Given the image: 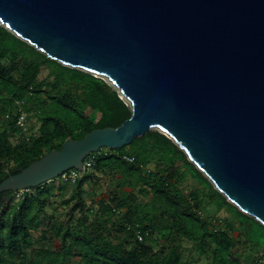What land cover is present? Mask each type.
Instances as JSON below:
<instances>
[{
  "label": "water",
  "instance_id": "water-1",
  "mask_svg": "<svg viewBox=\"0 0 264 264\" xmlns=\"http://www.w3.org/2000/svg\"><path fill=\"white\" fill-rule=\"evenodd\" d=\"M0 25L105 78L131 111L8 176L0 194L48 184L158 129L264 226V0H0Z\"/></svg>",
  "mask_w": 264,
  "mask_h": 264
},
{
  "label": "trees",
  "instance_id": "trees-1",
  "mask_svg": "<svg viewBox=\"0 0 264 264\" xmlns=\"http://www.w3.org/2000/svg\"><path fill=\"white\" fill-rule=\"evenodd\" d=\"M42 68L49 69L51 82L38 81ZM16 102L22 103L21 110L27 114V121L30 115L27 105L35 104V110L41 113L39 136L25 138L19 133ZM130 116L128 105L107 83L48 59L0 25V183L44 154L59 150L65 140H80L93 130L118 128ZM11 134L21 136L15 145L10 141ZM126 147L99 156L94 155L101 150L89 155L94 158L95 174L107 170L114 178L117 173L133 187L125 199L112 196L108 204L101 203L93 223L84 218V223L93 225L100 234L74 236L68 226L55 223L50 231L60 242L59 250H38L31 262L25 261L23 249L31 246L32 232L50 203L49 191L39 190L47 184L21 192L17 201H12V197L18 192L1 193L0 264H76V257L83 264H183L179 244L160 252H152L143 244L160 229L154 226L156 221L169 233L176 232L197 244L201 253L209 248L210 264H264V226L229 204L169 138L149 131L132 141L131 153L124 152ZM144 154L157 157L153 171L146 169ZM124 155L132 157L133 162L123 161ZM187 175L198 184L197 189L181 195L178 183ZM94 177L87 176L73 183V194L65 204L74 198L83 182ZM134 190L148 195L149 202L139 204ZM213 198L234 211L248 242L260 250L254 262H249L246 253L237 255L235 240L226 232L215 230L203 218V200L208 205ZM120 209H125L128 217L121 218L122 223L114 225L112 230L105 229L112 214ZM99 216L104 217L103 221H99ZM137 234L142 235L141 242ZM106 237L120 240L112 244Z\"/></svg>",
  "mask_w": 264,
  "mask_h": 264
},
{
  "label": "rangeland",
  "instance_id": "rangeland-1",
  "mask_svg": "<svg viewBox=\"0 0 264 264\" xmlns=\"http://www.w3.org/2000/svg\"><path fill=\"white\" fill-rule=\"evenodd\" d=\"M49 72V69L42 68L38 81L44 83L51 82L53 77L49 76ZM93 76L101 79L112 87L105 78L96 75ZM42 97H44L43 94ZM35 107V104L32 102L27 105V108H30V115L27 121V131L24 135L25 138L39 136V127L41 124L39 116L41 113H37ZM150 131L160 133L158 129H151ZM20 139L21 136L19 134L10 135V141L13 145L17 144ZM130 149L131 147L128 145L124 149V152L131 153ZM109 152H111V150L103 148L94 156ZM144 156L146 157L148 164L146 169L153 171L156 166L157 157L149 154H144ZM94 178L95 179L93 180L83 182L82 188L77 191V195L74 193V198L68 204H65V201L70 199L73 194V184L57 179L48 183L46 187L39 188V190L46 188L49 191L50 203L45 212L41 215L38 227L32 232L31 246L23 249L26 262L33 261L35 258V252L38 250L49 252L59 250L60 242L52 237L50 231L51 226L55 223H61L68 226L71 230V234L74 236L85 233L88 236L94 237L100 234V230L95 231L93 225L89 226L88 224H85L84 218L86 217L90 223H93L94 216L101 208V203L108 204L112 196L125 199L133 190V187L128 185L124 179L119 178L117 173L113 178L112 174L106 170L102 173L97 172ZM197 185L198 184L191 180L187 175L180 180L178 188L182 191L181 195H184L190 190L197 189ZM133 193L137 196L139 204H147L149 202L148 195H144L139 190H134ZM21 194V192H18L14 195L12 201H17V199L21 197ZM80 199L83 205L81 204ZM203 202V218L210 221L215 230L218 229L224 231L235 240L237 255L242 252L246 253L249 262H254L260 253V250L248 242L246 235L242 232L241 222L237 219L234 211L229 209L226 205H221V202L215 200V198H213V201L208 205H206V199H204ZM124 217H128L126 216L125 209H120L118 213L112 214L111 220L105 224V229L112 230L114 225H118L120 222L122 223L123 220L121 218L125 219ZM98 218L99 221H103L104 219L103 216H99ZM154 226L156 228L158 226L160 229H156L153 236L145 240L143 243L144 245L149 246L152 249V252H160L162 250L167 251L172 245L179 244L181 246V260L183 264H210L211 254L208 251L209 248H207L206 252L201 253L197 244L180 237L176 232L169 233L167 229H163V225L158 221L155 222ZM119 240V237H106V241L111 242L112 244H116ZM208 241L209 240H207V242ZM76 258V264H83L80 257Z\"/></svg>",
  "mask_w": 264,
  "mask_h": 264
},
{
  "label": "built area",
  "instance_id": "built-area-1",
  "mask_svg": "<svg viewBox=\"0 0 264 264\" xmlns=\"http://www.w3.org/2000/svg\"><path fill=\"white\" fill-rule=\"evenodd\" d=\"M21 102H16V106L18 107L19 116L16 121V126L19 129V133L24 136L27 131V114L21 110ZM122 160L127 163H132L133 158L129 156H122ZM94 158L93 157H87L82 164L81 170H69L61 175L59 179H61L63 182L66 183H75L77 181L82 180L83 178L87 176H94L95 175V169H94ZM137 240L139 242L142 241V235L137 234Z\"/></svg>",
  "mask_w": 264,
  "mask_h": 264
},
{
  "label": "bare ground",
  "instance_id": "bare-ground-1",
  "mask_svg": "<svg viewBox=\"0 0 264 264\" xmlns=\"http://www.w3.org/2000/svg\"><path fill=\"white\" fill-rule=\"evenodd\" d=\"M124 100V98H122Z\"/></svg>",
  "mask_w": 264,
  "mask_h": 264
}]
</instances>
